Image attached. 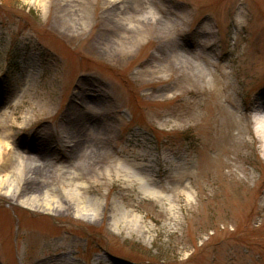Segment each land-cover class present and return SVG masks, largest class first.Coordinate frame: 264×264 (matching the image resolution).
Listing matches in <instances>:
<instances>
[{
  "label": "rangeland",
  "instance_id": "rangeland-1",
  "mask_svg": "<svg viewBox=\"0 0 264 264\" xmlns=\"http://www.w3.org/2000/svg\"><path fill=\"white\" fill-rule=\"evenodd\" d=\"M255 109L264 0H0V264H264Z\"/></svg>",
  "mask_w": 264,
  "mask_h": 264
},
{
  "label": "bare ground",
  "instance_id": "bare-ground-1",
  "mask_svg": "<svg viewBox=\"0 0 264 264\" xmlns=\"http://www.w3.org/2000/svg\"><path fill=\"white\" fill-rule=\"evenodd\" d=\"M147 14V13H146ZM148 20H152L150 17H148L147 15L145 16L144 15V18L140 19V21L142 23H145L147 22ZM181 56L185 57L187 55L185 54H182ZM186 63V62H185ZM184 63V64H185ZM250 117L252 118V121L257 125V126H260V127H264V109H255L254 112L250 115ZM14 155V158H16V164H18V166H28L30 168H43L42 170H47V167L46 165H43L40 163L39 160H36V159H32L31 158H27V155L26 153H23V152H19V153H15L14 152L12 153V156L13 157ZM15 161V159H14ZM48 161V160H46ZM1 161H0V166H1ZM1 173H5V172H2L1 171V167H0V175H2ZM5 175V174H4ZM2 175V177L4 176ZM7 178V179H6ZM6 178L4 177L3 179L0 180V187L1 186H4V185H8V193H10L11 191V187H14L15 186V179H12L11 180V177L10 175H6ZM6 181V183L4 184V182ZM51 199V200H50ZM48 201L46 200L45 202V207L47 210H51L52 208H61L63 205L61 202H58V201H55L53 198H50ZM100 207L99 206V203L96 202L95 205H84L82 201H78L76 207H75V210H76V213L77 215L81 216L82 218H88V219H96L99 215H100ZM116 209L117 211V206L114 208ZM126 226H129L131 224L129 223H125ZM134 227H135V224H134ZM133 227V229H134Z\"/></svg>",
  "mask_w": 264,
  "mask_h": 264
}]
</instances>
